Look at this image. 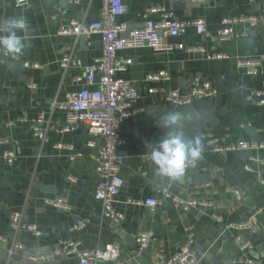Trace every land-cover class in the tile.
<instances>
[{"label": "crops", "instance_id": "crops-1", "mask_svg": "<svg viewBox=\"0 0 264 264\" xmlns=\"http://www.w3.org/2000/svg\"><path fill=\"white\" fill-rule=\"evenodd\" d=\"M123 1L129 11L119 19L133 29L141 28L143 12L152 5H163L176 19L203 18L214 34L226 14L264 13V0ZM102 6V0H28L22 8L16 6V0H0V21L27 17L31 25L27 35L32 43L23 60L10 59L0 65V156L6 151L17 155L11 164L0 160V232L9 241H0V264H79L76 257H64L61 252L59 240L66 237L80 238L85 249L114 245L125 264H154L160 249L172 253L186 242L188 227H193L196 234L195 247L202 256L200 264H233V259L242 253L235 242L236 231L226 226L240 221L250 225L239 232L253 243L246 255L264 261V148L221 153L205 150L198 166L189 168L184 177L173 183L159 178L152 161L143 163L149 145L157 143L164 134L165 130L157 126L159 115L172 110L199 114L196 123L186 128L189 137H201L203 132L211 131L229 142L264 143V104L255 100L264 70L253 75L240 65V60L253 58L260 60L264 69V24L252 29L247 24H238L235 33L223 40L199 35L194 26H189L183 35L165 39L170 45L182 43L184 48L156 52L146 46L120 51V57L131 60L121 75L138 88L140 99L136 106L142 110L120 126L124 139L120 174L124 184L116 206L125 218L119 224L102 221V204L95 196L99 180L95 170L97 147L88 145L94 139L92 135L83 128L59 132L52 127L47 137L41 139L23 124L9 125L23 112L48 111L52 103L66 101L72 92L85 86L77 78L84 66L103 54L101 37L92 34L82 39L58 31L71 19L86 23L99 19ZM216 54L224 57L213 56ZM66 55L79 60L80 66L62 68L60 60ZM24 61L39 66L24 67ZM10 64L22 67L15 71ZM160 71H167L169 79H148ZM196 78L211 83L217 95L176 106L151 92L154 87L186 91ZM48 118L55 126L67 122L66 113L60 110L48 113ZM96 142L99 145L101 140ZM59 143L72 148H60ZM142 167L145 175L140 172ZM165 188L210 201V206L204 210H183L169 202L151 209L135 203L156 196ZM56 196L66 197L70 210H59L45 203V197ZM13 211H19L22 221L36 225L43 235L26 230L14 233L10 227ZM214 214L223 215L224 221L213 218ZM83 218H89L86 227L70 232L71 226ZM141 230L156 235L143 251L135 241ZM15 240L24 248L9 258L8 249ZM32 253H53L55 258L35 261L30 258Z\"/></svg>", "mask_w": 264, "mask_h": 264}, {"label": "built area", "instance_id": "built-area-1", "mask_svg": "<svg viewBox=\"0 0 264 264\" xmlns=\"http://www.w3.org/2000/svg\"><path fill=\"white\" fill-rule=\"evenodd\" d=\"M203 1V0H201ZM252 1V0H251ZM102 13L99 19L86 23L77 19H71L68 24L61 27L59 34H73L76 36H90L98 34L103 44V54L92 64L83 67V73L77 81H84L85 86L72 92L66 101L54 102L46 110L26 111L9 122V125L23 124L35 136L45 139L50 128L59 132H71L83 128L94 137L88 142L91 147H97L95 154L96 173L98 184L95 192L96 199L102 204V221H110L114 224L121 223L125 215L116 206V200L122 190L124 179L120 174L123 156L121 146L124 139L120 135V126L128 118L137 116L142 109L137 108L140 92L138 88L129 80L125 79L121 73L126 71L131 60L120 57V51L126 48L150 47L156 52H167L174 48H184L182 43L177 45L168 44L166 37L183 35L189 26H194L199 35L209 36L215 40H223L235 33L238 24H247L251 29L264 24V13L249 12L243 14H226L220 21V28L217 33H212L205 19H176L174 13L163 5H152L143 12L144 26L129 30L128 36H123L128 30L125 21L119 18L129 11V6L123 0H102ZM26 3L17 7L25 8ZM2 35V33H0ZM215 57H224L216 54ZM22 56L15 59L5 57L0 52V65L6 64L8 60L21 61ZM70 65L80 66L79 60H74L71 55H66L60 60V66L64 69ZM240 65L246 67L253 75L263 73V66L260 60L244 58L240 60ZM24 67H38V63L24 61ZM149 80H167L169 73L160 71L148 76ZM34 87V85H30ZM151 92L171 105L181 106L192 103L194 100L213 97L217 95V90L211 83L201 81L196 78L186 91L180 89H166L165 87L151 88ZM255 100L258 104H264V80L261 88L255 93ZM66 113L67 122L61 126H55L48 118V113L56 111ZM205 150L213 153L228 152L231 150H259L264 148V143L256 140H239L229 142L220 135L211 131H205L201 137ZM100 139L98 145L96 140ZM60 148H72L71 145L57 144ZM253 160L261 161L259 158L251 157ZM17 159L14 151H6L0 156V160L13 163ZM150 160L149 152L143 155V163ZM263 162V161H262ZM140 172L145 175L144 167ZM75 180L74 177H71ZM264 185V180L262 181ZM46 204L59 210H70L69 200L63 196L45 197ZM173 203L177 208L189 210L197 208L204 210L210 206V201L200 200L181 194L172 193L168 188L161 189L156 196H147L138 199L135 203L148 208L163 207L167 203ZM213 218L219 222L224 221V216L214 214ZM89 222V218L78 219L70 228V232L83 230ZM10 227L14 233L20 231H31L36 236L43 235V232L33 224H26L22 221V214L13 211L10 215ZM236 231L235 242L238 244L242 254L233 259V264H264V261L254 257H248L246 253L253 247L250 239L242 238L239 232L250 227L249 222L230 223L226 226ZM187 240L174 252L168 253L160 249L155 257L154 264H200L202 256L196 250V234L193 227L187 229ZM156 235L152 231L141 230L136 236V245L140 251L148 248ZM0 241L8 243V238L0 232ZM61 252L64 257H76L79 264H103L104 261H113L114 264H125L119 259V251L114 245H107L105 249L97 247L85 249L82 240L77 237H66L59 240ZM21 242L13 241L8 249V257L15 255L17 250L23 249ZM30 258L35 261H48L55 258L53 253L35 254Z\"/></svg>", "mask_w": 264, "mask_h": 264}, {"label": "clouds", "instance_id": "clouds-1", "mask_svg": "<svg viewBox=\"0 0 264 264\" xmlns=\"http://www.w3.org/2000/svg\"><path fill=\"white\" fill-rule=\"evenodd\" d=\"M17 6L26 0H16ZM31 31L27 17H10L0 21V52L13 59L22 56L32 47L27 35ZM21 33L18 35L17 33ZM198 113L183 110L166 111L159 115L157 126L164 131L157 143L149 145L150 160L161 180L173 183L184 177L189 168L195 169L204 159L200 136L189 137L186 128L196 123Z\"/></svg>", "mask_w": 264, "mask_h": 264}, {"label": "water", "instance_id": "water-1", "mask_svg": "<svg viewBox=\"0 0 264 264\" xmlns=\"http://www.w3.org/2000/svg\"><path fill=\"white\" fill-rule=\"evenodd\" d=\"M143 26H144V23L141 27H143ZM131 29H133V28L129 26L128 30L125 33H123V36H128L129 30H131ZM85 37H86L85 35H82V39H84ZM10 67L12 69H14L15 71H18V69H21L22 66L18 65V64H10ZM105 246L106 245H102V249H105ZM103 264H114V263H113V261H104Z\"/></svg>", "mask_w": 264, "mask_h": 264}]
</instances>
